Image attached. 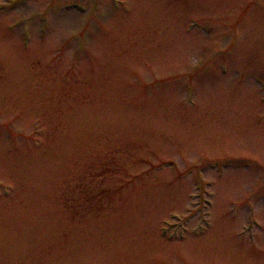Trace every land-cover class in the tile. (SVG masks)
Instances as JSON below:
<instances>
[{"label": "rangeland", "instance_id": "374dc122", "mask_svg": "<svg viewBox=\"0 0 264 264\" xmlns=\"http://www.w3.org/2000/svg\"><path fill=\"white\" fill-rule=\"evenodd\" d=\"M45 1L0 0V194L11 191L0 197V264H264L261 202L254 237L237 236L264 198V0H102L85 16L59 7L96 0ZM218 50L223 63L192 84L162 83ZM79 54L80 77L64 87ZM35 121L47 128L40 148L26 145ZM108 154L134 174L106 200L109 214L74 231L78 208L66 214L58 194L76 199L78 177ZM197 175L214 207L182 240L181 220L163 221L190 215ZM83 178L88 193L119 183Z\"/></svg>", "mask_w": 264, "mask_h": 264}]
</instances>
